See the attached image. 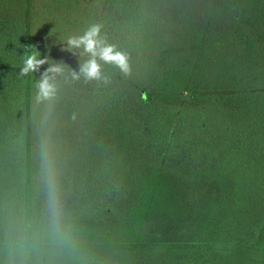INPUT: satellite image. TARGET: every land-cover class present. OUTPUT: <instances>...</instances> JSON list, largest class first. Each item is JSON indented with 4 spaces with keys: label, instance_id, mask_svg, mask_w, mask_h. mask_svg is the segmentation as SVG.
Returning <instances> with one entry per match:
<instances>
[{
    "label": "trees",
    "instance_id": "16d2710c",
    "mask_svg": "<svg viewBox=\"0 0 264 264\" xmlns=\"http://www.w3.org/2000/svg\"><path fill=\"white\" fill-rule=\"evenodd\" d=\"M93 25L128 75L80 74L67 41ZM33 51L48 62L21 75ZM176 245L264 264V0H0V264L63 246L187 264L153 250Z\"/></svg>",
    "mask_w": 264,
    "mask_h": 264
},
{
    "label": "clouds",
    "instance_id": "9594fccd",
    "mask_svg": "<svg viewBox=\"0 0 264 264\" xmlns=\"http://www.w3.org/2000/svg\"><path fill=\"white\" fill-rule=\"evenodd\" d=\"M99 33L100 26L93 25L82 36L70 37L67 41L69 49L83 48V51L88 53L91 57L81 65L80 74H82L86 80L101 79L100 65L97 62V58H99V60L104 63L115 65L123 74L128 75L130 73V67L127 56L120 51H116L115 46L106 44L105 41L99 37ZM38 55L39 53L35 51L26 55L23 67L20 69L21 75L34 73L40 69V66L48 62L47 57L40 59ZM62 70L59 64H51L45 69L36 85L38 89L36 95L37 102L51 100L55 97L56 86L53 81L55 75L61 73ZM73 76L75 79L79 78L75 73ZM44 163L49 173L51 186V164L46 151L44 152Z\"/></svg>",
    "mask_w": 264,
    "mask_h": 264
},
{
    "label": "rangeland",
    "instance_id": "374dc122",
    "mask_svg": "<svg viewBox=\"0 0 264 264\" xmlns=\"http://www.w3.org/2000/svg\"><path fill=\"white\" fill-rule=\"evenodd\" d=\"M220 251L227 249L220 248ZM191 246L176 245L153 247L154 253L163 256L179 257L187 264H193L192 260L199 257L201 251L193 250ZM261 252L264 248L260 249ZM135 251L131 248L107 247V246H63L52 248L48 251V259L34 261L33 264H133L132 256ZM188 261L187 258H191ZM194 257V258H193Z\"/></svg>",
    "mask_w": 264,
    "mask_h": 264
}]
</instances>
